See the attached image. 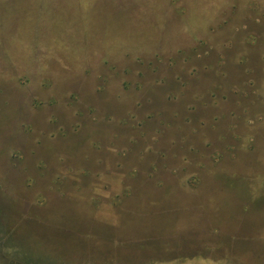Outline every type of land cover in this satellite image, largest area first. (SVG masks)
I'll use <instances>...</instances> for the list:
<instances>
[{"label": "rangeland", "instance_id": "obj_1", "mask_svg": "<svg viewBox=\"0 0 264 264\" xmlns=\"http://www.w3.org/2000/svg\"><path fill=\"white\" fill-rule=\"evenodd\" d=\"M0 264H264V0H0Z\"/></svg>", "mask_w": 264, "mask_h": 264}, {"label": "trees", "instance_id": "obj_2", "mask_svg": "<svg viewBox=\"0 0 264 264\" xmlns=\"http://www.w3.org/2000/svg\"><path fill=\"white\" fill-rule=\"evenodd\" d=\"M17 252V251H16Z\"/></svg>", "mask_w": 264, "mask_h": 264}]
</instances>
